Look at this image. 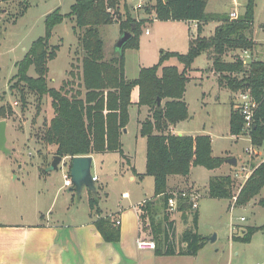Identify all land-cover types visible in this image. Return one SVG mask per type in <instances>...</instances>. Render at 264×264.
Masks as SVG:
<instances>
[{
  "label": "rangeland",
  "instance_id": "1",
  "mask_svg": "<svg viewBox=\"0 0 264 264\" xmlns=\"http://www.w3.org/2000/svg\"><path fill=\"white\" fill-rule=\"evenodd\" d=\"M248 1L209 0L206 11L227 14L232 18L233 11L239 16L246 12ZM75 2L76 0H0V110L4 108L6 111V118H2L0 111V120L7 121L6 146L9 149V153L0 149V216L6 214L9 220L19 221L21 214L29 218L34 213L37 199H30L29 196L34 197L32 192L39 189L42 192L39 199L41 209L49 208L55 202L49 212L47 209L43 211L47 219L63 220L77 206L81 211L86 207L91 209V192V197L87 190L79 195L70 190L72 186H66L69 170L65 164L68 166L71 158L68 157L65 164H60V170H52L50 164L54 158V146L46 145L40 140V135L55 115L52 98L49 95L40 98L36 92L25 91L27 101L24 104L21 92L23 86L12 88L18 80L15 78L19 70L18 63L25 57L34 40L46 34V16L56 9L68 14ZM128 2L133 15L138 18H152L147 11L135 8L139 0ZM254 14L255 21L249 35L258 43L250 54H245L247 62L264 60V0H255ZM218 24L222 25L223 22L204 23L200 32L198 28H191L185 21H159L151 24L147 22L140 37V47L126 49L127 77L137 78L143 67L157 64L162 50L186 53L189 49V34L190 39L199 34L211 36ZM74 26V20L66 16L53 31L50 43L60 45V48L57 56L48 63L50 87L60 89L64 81L73 80L74 77L70 74L72 70L76 73L75 84L80 81L82 52L79 35L74 31ZM148 28L151 35L145 33ZM100 32L105 41L106 57L111 58L116 54L117 42L123 35L121 26L118 22L102 25ZM225 59L233 60L234 57L228 53ZM212 63L207 53L194 61L186 91L190 117L181 125H184L187 134L211 135L214 155L221 158L236 157L238 165L223 163L214 170L196 166L188 178L180 175L170 177L169 184L173 190L187 189L195 184L191 189H196L202 195L199 208L195 212L199 215L198 230L207 241L197 255H165L164 264H264V228L255 231L249 242L233 239L235 235H244L250 226L264 225V206L259 203L264 197V190L245 204H239L238 198L235 199L239 197L244 179H236L233 199L213 198L207 192L212 176L239 172L249 159L247 150L253 147L249 135L238 137L231 133L232 104L240 103V95L239 92L235 93L221 86L218 76L211 69ZM168 64L179 65L181 71L184 69V65L174 57L167 60L166 65ZM28 74L35 77L38 75L34 65L30 66ZM133 99L139 100L138 88L133 92ZM149 112L147 106L132 105L129 131L122 135L124 149L136 156L139 168L146 162V137L137 134L140 127L138 120L144 119ZM255 148L261 155L254 158L253 167L264 159V146ZM98 162L99 159L97 164ZM120 164V154L109 153L104 162L95 165L93 169V173L99 176L97 185L104 188L103 191L99 190V200L100 206L105 210L115 209L124 191L132 194L131 200L148 199L155 195L153 177L145 181L140 178L131 181V170L126 165L121 171ZM58 190L60 191L54 200ZM105 192H109V196H106ZM69 195L74 199L67 203L66 197ZM162 204L160 201L158 205L160 212L163 211ZM193 214L191 213L190 219L186 221L177 210L171 212V217L176 220L178 245L181 243L183 232L194 226Z\"/></svg>",
  "mask_w": 264,
  "mask_h": 264
},
{
  "label": "trees",
  "instance_id": "2",
  "mask_svg": "<svg viewBox=\"0 0 264 264\" xmlns=\"http://www.w3.org/2000/svg\"><path fill=\"white\" fill-rule=\"evenodd\" d=\"M209 0H145L143 8L152 18H138L132 14L128 0H76L68 14L56 9L46 16V34L34 40L25 57L18 63L15 75L17 82L12 88H21L22 100L27 101L26 92H36L40 98L49 95L55 115L40 135L46 145L56 147L54 155H92L106 152H119L124 156L122 134L130 123V108L134 104L133 91L139 90V106H147L149 114L140 121V134L147 138L146 175L154 177L155 198L147 200L140 207L142 232L145 238L155 240L157 255H197L205 246L206 237L198 230V213L194 212V226L182 234L181 243L176 240V220L168 211V201L174 196L168 179L172 175L188 177L196 166L210 170L219 168L226 158L213 153L212 137L209 134L181 135L171 131V127L190 117L186 100L189 72L193 63L202 54H208L213 61L211 69L216 73L223 87L238 93L250 90L259 103L255 122L250 132L252 143L264 146V60L246 62L240 52L253 51L257 42L249 35L255 21V0H249L246 12L237 18L227 14L208 13ZM116 15V16H115ZM75 22L82 59L80 81L75 84L76 73L70 74L73 80L64 81L57 89L48 84V63L57 56L60 45H51L53 31L65 17ZM154 19L160 21L199 22V31L209 21H221L211 36L191 37L186 53L162 50L157 64L143 67L137 78L126 75V49L139 48L140 37ZM118 22L121 32L130 31L132 39L122 53L111 58L105 54V41L100 32L102 25ZM231 54L233 60H226ZM234 53V54H233ZM176 58L184 65L181 71L177 65H166L170 58ZM35 66L38 75L31 76L28 70ZM161 70V74L160 73ZM161 99V101H159ZM2 118L6 111L1 108ZM232 135L242 136L245 131V117L232 104L230 119ZM51 165V164H50ZM236 179L231 174L212 176L209 182V196L213 198H234ZM92 193L90 206L99 215V189ZM264 190V162L255 166L254 172L243 184L238 197L239 204L250 202ZM182 191V190H181ZM162 201L160 212L158 207ZM179 207L184 220H188L193 210L189 197L178 195ZM260 203L264 206V198ZM116 214L101 216L96 225L104 238L110 242L121 239V228L116 223ZM260 227H248L244 235L233 236L234 240L249 242L252 234ZM186 243V246H183Z\"/></svg>",
  "mask_w": 264,
  "mask_h": 264
},
{
  "label": "crops",
  "instance_id": "3",
  "mask_svg": "<svg viewBox=\"0 0 264 264\" xmlns=\"http://www.w3.org/2000/svg\"><path fill=\"white\" fill-rule=\"evenodd\" d=\"M159 21L160 20L158 19H154L151 23ZM185 22H187L191 27V21ZM218 26L219 24L216 27ZM147 30H149V28ZM189 30L190 28L188 27V31ZM149 32L150 33H146V35H151L150 30ZM188 37L190 41V34ZM165 63L167 64V61ZM133 103L137 104L138 101H134L133 99ZM141 120L143 119L141 118L138 120L139 124ZM182 123L183 122H179L176 125H173L171 127V131L173 133L181 135L187 134L188 132H186L183 128L184 125H181ZM126 129V132L124 131L122 134L123 136L128 133V126ZM139 133L140 127L137 134ZM55 149L56 147H54V150ZM109 153L119 152L92 154L94 158L93 169L95 165L97 166L100 162L103 163ZM120 156L121 164L119 168L122 171L126 165L128 166V168L131 170V181H137L138 178H140L142 181H145L147 178L152 177L146 175L147 138L146 162L145 164L143 162L140 168L137 165L135 155L129 154L124 149V156H122L121 154ZM67 158L68 156H65V160ZM98 159L100 160V162H98L97 164ZM224 164L229 165V163H227L226 161L224 162ZM65 166L68 169V166L66 164ZM115 173H117V171ZM169 179V189L173 192L188 190L195 185L191 183V187H188L187 189L181 188L179 190H173V187L169 184ZM179 181H182V179H179ZM153 182L155 191V181ZM86 190L88 192V195L91 197V193L87 188H84L82 194H84ZM99 190L103 191L104 188L101 187ZM59 191L60 190L57 191L54 200L56 199ZM125 192L128 191H124L122 193L118 206L115 209L105 210L100 206L101 213L97 215L94 212L92 213L89 207H86L81 211L79 209V206H77L72 209L67 214V217L63 220L45 218L43 211L47 209V212H49L55 202H53L49 206V208L43 207L41 209L39 201L42 195L41 190L39 189L35 192H32V195H34V197L29 196V198L37 200L34 204V213L31 214L29 218L26 217V215L21 214L19 221H13L9 220V217L6 214L4 216H0V264H164L163 258H166L165 255H157L155 249H142L138 246V240L140 238H145V234L142 232L141 228L142 218L140 214V207L142 206V203L147 200H156L155 195H153L152 198L148 199L144 198L141 200V198H136L135 200H131L132 194H130V197L127 198L123 197V194ZM105 195L109 196V192H105ZM71 199H74L73 196L71 197V195L66 197L67 203H70ZM197 210H194L192 214ZM112 214H116L117 218L122 221V224L120 225L121 239L118 242H110L106 240L96 225V220L101 216L105 217ZM183 246H186V243H183Z\"/></svg>",
  "mask_w": 264,
  "mask_h": 264
},
{
  "label": "built area",
  "instance_id": "4",
  "mask_svg": "<svg viewBox=\"0 0 264 264\" xmlns=\"http://www.w3.org/2000/svg\"><path fill=\"white\" fill-rule=\"evenodd\" d=\"M144 1L145 0H139L138 4H136L135 8L136 9H142L143 5H144ZM238 16L239 15L237 14L236 11L231 12L232 18H237ZM191 23H192V25H191L192 28L193 27L198 28L199 22L197 20L191 21ZM146 33L149 34L150 33L149 30H147ZM249 52L250 51H244V54L240 55L241 59L246 61L245 59L247 57L245 54H249ZM238 94L240 95L239 97H240L241 101H240V103L236 104V107H238V109L242 112V114L245 117L246 135H249L250 139H251L250 132L252 130V127L254 126L255 113L258 109L259 103L257 102V100L255 99V97L253 96V94L250 90L242 91V92H239ZM251 143H252V139H251ZM252 145H253V147L252 148L250 147L247 150V155L249 157V159L246 161L247 164H244L239 172H235V174H233V177L235 179H244V182H246V180L254 172L255 167L252 166V162L256 156L261 155V152L255 148L256 146L253 143H252ZM263 162H264V159H263ZM94 180L97 183L99 180V176L94 174ZM66 186H73V182H72V178L70 176V173H68L66 175ZM173 193H174V196L170 197V199L168 201V211L170 213L173 211H176V210L178 211V207H179L178 195L179 194L190 198V200L193 203V210H197L199 208V199L202 197V195L196 189L190 188L188 190L175 191ZM123 197H125V198L130 197V193L125 192L123 194ZM237 198L238 197H235V199H237ZM145 202H143L142 205H144ZM140 214H141V210H140ZM116 223H117V225L120 226L122 224V221L119 218H116ZM138 246H139V248H142V249H155L156 248V242H155V240H152V239L140 238L138 240Z\"/></svg>",
  "mask_w": 264,
  "mask_h": 264
},
{
  "label": "water",
  "instance_id": "5",
  "mask_svg": "<svg viewBox=\"0 0 264 264\" xmlns=\"http://www.w3.org/2000/svg\"><path fill=\"white\" fill-rule=\"evenodd\" d=\"M122 37L117 42V52L122 53L126 44L132 39L133 34L130 31H125L122 33ZM161 101V99L159 100ZM7 121L0 120V149L9 153L7 148ZM126 128L124 131L126 132ZM66 160L64 156L54 155L53 161L50 165L52 170H60V164H65ZM226 162L236 166L238 165V159L236 157L227 158ZM94 158L92 155H79L71 159L68 165V170L72 178L73 186L70 188L71 191L77 192L79 195L83 193L84 188H87L93 195L98 191L97 183L94 180L93 173Z\"/></svg>",
  "mask_w": 264,
  "mask_h": 264
}]
</instances>
